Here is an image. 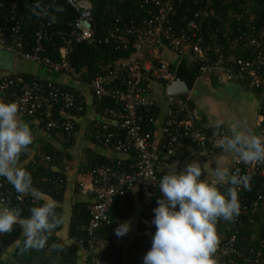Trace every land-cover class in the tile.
I'll return each mask as SVG.
<instances>
[{"label": "built area", "instance_id": "1", "mask_svg": "<svg viewBox=\"0 0 264 264\" xmlns=\"http://www.w3.org/2000/svg\"><path fill=\"white\" fill-rule=\"evenodd\" d=\"M23 1L11 0L7 5L6 0H0V46L24 61L67 74L80 87L40 77L27 79L21 74H9L0 78V102H15L18 117L36 119L44 129L60 131L70 140L79 134L76 115L70 111L84 112L85 89L99 101L114 103V106L105 107L100 112L105 120L97 118L90 134L95 143L129 154L131 158L110 159L91 168L87 174L88 184L80 181L78 189L93 197V202L87 207L89 219L83 226L88 237L89 263L120 264V249L114 240L118 238L115 235L118 226L109 233L112 246L98 236L100 228L113 225L111 209L116 199L125 204L132 189L140 185L143 208L141 237L146 250H150L156 231L152 220L153 209L157 207L155 200L159 182L167 174L165 168L173 160L177 148L187 143L191 148L215 153L223 149L218 146L222 136L231 135L222 126L220 135H216L215 126L197 125L198 118L190 96H168L164 103L151 97L152 83L161 84L167 91L176 87L177 71L172 66L176 67L161 61L159 51L167 49L176 54L180 66L196 65L199 78L219 75L227 82H237L255 91L258 98L256 117L264 128V21L257 22L252 16L248 31L236 34L230 24L233 18L241 22L244 15H229V22L223 20L217 15L216 0H139L146 7L148 17L140 24L130 26L120 24L117 19L116 24L97 39L94 36L92 3L89 0H67L78 16L70 32L62 35L61 59L54 61L43 54L45 42L54 36L50 12L57 0L30 5L27 18L32 21V15L39 16L34 20V44L20 13ZM181 7L184 8L183 13L179 12ZM215 19L218 26L213 25ZM112 41L129 50L131 55L120 59L109 74L99 75L88 84L83 83L68 59L74 45ZM57 108L59 115L55 113ZM145 121L154 128L145 130ZM156 131L162 135L159 143L156 142ZM30 153L29 147V152L23 154ZM236 170L249 176L250 184L254 176L264 179V164L261 163L244 164L236 156L232 172ZM57 183L64 186L61 178ZM227 186L217 184L221 192H225ZM11 187L4 177L0 179V205L27 208L30 202L38 203L33 196L29 198L13 192ZM237 191L241 202L239 214L232 221L225 222L222 218L217 221L215 228L219 243L212 258L216 264L219 257L228 258L230 264H264V240L253 246H239L237 243L245 225L242 216L258 213L264 194L250 199L244 195L245 188L239 187ZM8 236V233L0 235V247L5 245Z\"/></svg>", "mask_w": 264, "mask_h": 264}, {"label": "clouds", "instance_id": "2", "mask_svg": "<svg viewBox=\"0 0 264 264\" xmlns=\"http://www.w3.org/2000/svg\"><path fill=\"white\" fill-rule=\"evenodd\" d=\"M55 22V17L51 18ZM223 121L215 124L220 135ZM33 143L30 126L19 119L15 102H0V177H4L22 195L31 194L40 199L32 187L31 174L19 166L20 156L29 152ZM225 152L234 153L244 164H264V137L247 127L246 121L231 126V135L218 142ZM206 167L199 161L186 162L179 171H169L159 182L162 198L153 209L156 231L151 248L143 257V264H216L213 254L219 243L215 225L219 219L232 221L239 214V187L250 189V177L239 170L230 171L219 163L214 169L216 183L201 179ZM217 184L228 185L221 192ZM57 204L49 199L30 209L28 218H21L19 208L0 205V235L11 233L19 223L25 236V248L43 249L52 232L63 223L56 212ZM130 222L120 223L115 229L117 237L130 231ZM60 249L62 246L53 244Z\"/></svg>", "mask_w": 264, "mask_h": 264}, {"label": "crops", "instance_id": "3", "mask_svg": "<svg viewBox=\"0 0 264 264\" xmlns=\"http://www.w3.org/2000/svg\"><path fill=\"white\" fill-rule=\"evenodd\" d=\"M159 55L161 61H164V57L171 59L169 63L176 67L177 74L179 71L185 70L178 62L174 64L176 59L179 61L176 54L167 49H162L159 51ZM9 74H28L30 77H40L80 87L67 74L55 72L41 64L24 61L0 46V78ZM199 82L202 83L203 89L202 93L197 96L200 85L195 87V84H199ZM151 88V97L164 103L169 96L167 89L158 83H152ZM83 93L85 110L84 114L76 116L79 134L73 140L64 135L55 136L49 133L36 119L19 117L20 120L30 126L33 135L31 153L25 162L19 163L20 167L23 168L34 159L42 143H50L64 154L63 165L60 170L65 179L62 200H57L53 194L45 191L39 192V200L44 202L49 199L54 200L57 206L62 208L63 226L57 233V236L62 245L74 248V261L76 264L90 263L87 247L69 234L70 223L75 215L74 208L75 206H79L87 210L88 205L93 202V197L90 194L79 191V182L84 181L88 184L87 174L89 170L93 164L97 161L99 162L101 159L129 160L131 158L129 154L115 152L92 140L90 133L93 122L97 118H101L102 120H105V118L101 117L100 112L97 111L95 98L91 91L85 89ZM190 100L198 118L197 125L212 127L220 120L223 121L221 126L226 128L231 134V126L234 123L246 121L248 128L256 135L264 137V128L258 124L256 117L257 93L245 88L242 84L227 82L219 75L197 78L192 87ZM155 138L156 142L159 143L162 139L160 131H156ZM200 150L203 149L180 145L173 160L166 166L165 172L179 171V169L184 167L186 162L199 161L202 168L207 166L205 175L201 179L212 184L216 183L214 169L218 163L232 171L236 158L234 153L225 152L223 149L215 153H209L206 150L202 152ZM128 198L129 207L127 208V212L118 214L115 213L116 208L112 207L111 209L114 228L125 221L130 222L131 225L130 231L125 236L114 239L120 249V264H131L133 259L136 260V258L141 257V249L143 248L140 224L143 208L139 184L132 189ZM23 238L22 229L19 241ZM15 249V245L0 247V260L6 264H20L15 259Z\"/></svg>", "mask_w": 264, "mask_h": 264}, {"label": "trees", "instance_id": "4", "mask_svg": "<svg viewBox=\"0 0 264 264\" xmlns=\"http://www.w3.org/2000/svg\"><path fill=\"white\" fill-rule=\"evenodd\" d=\"M11 0H6L7 5ZM92 3V17L95 25L94 36L98 39L105 33L106 30L110 29L116 24V20H120V24L132 25L140 24L141 21L148 17L146 12V7L142 6L139 0H89ZM23 5L20 9V13L23 14L25 23L28 25V34H32V44H34V20H38L39 16L32 15V21L27 18L29 7L34 3L39 5L48 3V0H24ZM216 11L218 17L229 22L227 19L229 15L235 17L239 14L244 15L241 22H237L233 18V22L230 24L231 30L235 31L236 34L248 31V26L251 23V17L254 16L255 21H264V0H216L215 2ZM179 12L183 13L184 8H179ZM76 12L68 5L67 0H57L55 6L51 9L50 19L55 17V22H52V31L54 36L51 40L45 42V52L44 56L49 57L54 61L61 59V49L63 48L62 35L70 32L71 27L77 19ZM32 22V25H31ZM213 25L218 26L217 20H213ZM240 28V31L238 29ZM241 32V33H242ZM264 46V39H263ZM131 55L129 50H124L122 47L118 46L114 41L112 43H80L74 45L72 52L69 55L70 64L79 73L80 78L83 83H90L94 78L99 75L109 74L114 70L117 62L120 59H126ZM156 63V61H155ZM157 64V63H156ZM185 70L180 71V77H190L192 79H197L200 77L198 68L193 63H189V66L184 64ZM173 70L175 68L172 66ZM27 79L32 77L28 74H22ZM213 76V75H212ZM181 80V79H180ZM183 82V81H182ZM180 85H176L178 89ZM96 108L98 112H101L105 107L114 106L112 101H99L95 98ZM59 109L55 110L56 115H59ZM72 115H82L84 112L76 113L75 111H70ZM145 130H152L154 127L151 124H147V121L143 123ZM264 126V125H263ZM92 129V128H91ZM48 131V130H47ZM49 133L53 135H64L60 131L49 130ZM65 136V135H64ZM92 138V137H91ZM189 146L187 143L183 144ZM32 149V144L29 146ZM40 149V150H39ZM34 159L29 162L23 168L31 174L32 177V187L37 189L38 192H50L57 200H62L65 179L61 174L62 162L64 154L62 151L54 147L50 143H42L39 147ZM29 155L21 154L19 163L25 162ZM109 160L101 159L92 165V168L107 163ZM127 172V171H124ZM3 177H0V179ZM63 180L64 186L60 187L57 183L59 179ZM253 184V185H251ZM250 184V189H246L244 195L250 199H254L259 194H264V179L261 177L254 176ZM2 190V189H1ZM5 189H3L4 191ZM13 192H16L14 187H11ZM220 190V189H219ZM131 193V192H130ZM130 195V194H129ZM128 195V196H129ZM29 198L32 197L28 194ZM162 198L160 191L155 200L157 205V200ZM129 198H126L125 204L121 203L119 198L116 199L113 207L116 208L115 213L120 214L121 212H127L129 207ZM14 198L11 197V202ZM44 201L38 200V203H28V207H20L21 218H28L31 213L30 209L34 206H39L43 204ZM239 205L241 202L238 200ZM56 212L63 216L62 208L57 206ZM75 215L70 223L69 234L75 237L77 240L81 241L87 247V233L83 230V226L87 223L89 219L88 211L82 207L75 206ZM124 214V213H123ZM126 215V214H125ZM244 219V227L240 231L238 236L239 246H253L257 245L260 240H264V200L261 204L260 210L254 216H242ZM227 222V221H225ZM63 223L56 228L50 238L47 241L46 246L43 249L36 248H25V236L19 241L21 237L22 228L19 223L14 225L11 233H8V239L3 247H9L15 245V259L20 264H76L74 261V248L68 245H62L59 242L57 233L61 230ZM114 225L111 227H102L98 230V236L104 240L107 245L112 246V239L109 236L111 230H113ZM19 241V242H18ZM53 244L61 245L60 249L52 247ZM141 249V257L133 259L131 264H143V257L147 253L146 247L143 245ZM0 264H6L0 260ZM217 264H230L229 259L226 257H219L217 259Z\"/></svg>", "mask_w": 264, "mask_h": 264}, {"label": "water", "instance_id": "5", "mask_svg": "<svg viewBox=\"0 0 264 264\" xmlns=\"http://www.w3.org/2000/svg\"><path fill=\"white\" fill-rule=\"evenodd\" d=\"M178 73L180 74L181 72L179 71ZM194 82L195 79H192L190 77L185 76L182 78L180 77V75L177 76L176 85L178 84L180 85V87H178V89L176 87H172L170 90H168L169 96L172 95H183L185 97L190 96Z\"/></svg>", "mask_w": 264, "mask_h": 264}, {"label": "rangeland", "instance_id": "6", "mask_svg": "<svg viewBox=\"0 0 264 264\" xmlns=\"http://www.w3.org/2000/svg\"><path fill=\"white\" fill-rule=\"evenodd\" d=\"M163 60H164L165 62H171V59H169V57H164ZM177 62H178V59H176V60L174 61V64H177ZM198 85H200V88H199V90H198V94H197V96L200 95V93H202V89H203V86H202V83H201V82H199V84H195V87L198 86ZM200 151L203 152L204 150H200ZM204 152H205V151H204ZM205 155L208 156L207 154H205Z\"/></svg>", "mask_w": 264, "mask_h": 264}]
</instances>
